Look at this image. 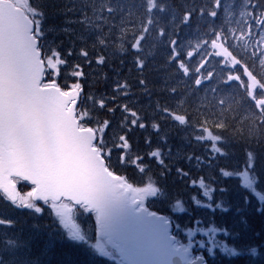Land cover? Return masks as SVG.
Segmentation results:
<instances>
[{
  "label": "snow or ice",
  "instance_id": "6c2138e0",
  "mask_svg": "<svg viewBox=\"0 0 264 264\" xmlns=\"http://www.w3.org/2000/svg\"><path fill=\"white\" fill-rule=\"evenodd\" d=\"M142 5L140 18L133 22L132 28H127L128 18L133 15V9L137 8L135 4L121 3L120 0H116V3L112 0H99L98 4L92 0L88 4L86 0L91 15L82 12V19L77 22L94 33L93 51L99 48L107 53L95 60L97 65H104L116 53L131 50L136 53L133 57L136 71L143 74L145 49L150 43L154 49V42L165 40L168 51L166 63L175 64L187 78L190 72L182 59L185 53L179 41L180 28L189 23L194 15L203 17L207 14L215 21L221 8L225 22L230 23L235 14L232 0H212L210 8H185L180 12L179 20L172 15L168 26H161L156 13L167 11L169 6L160 0H143ZM29 13L33 18H30ZM41 15L28 5V0H0V190L17 199L14 189L16 180L20 178L35 185L28 193L29 198L43 197L57 202L67 198L97 208H102L114 187L132 191L137 200L143 199L146 194H155L158 188L154 183L134 188L124 177L114 175L109 170L112 153L131 150L130 135L136 129L142 132L150 130L144 138L146 146L153 145V134H160L161 143H167V136L161 134L162 123L170 118L185 124L189 118L176 114L159 101L155 103L154 109L159 114L158 120L138 115L128 104H117L118 97L126 99L130 95L127 81L121 82L117 78L111 96L102 95L98 101L90 97L92 104L105 110L111 119L99 122L98 127H86V123L93 122V117L87 111H76L81 84L76 83L72 85V91H65L57 83L60 66H66L67 62L60 58L59 51H53L42 42L44 33L40 26L41 20L35 18ZM239 16L241 27L238 30H226L223 25L216 30L211 23L208 24L210 35L216 37L211 40V46L223 48V53H215L217 57L226 56L232 66L242 67L244 74L251 80L248 87L249 98L256 106L254 114L264 117V99H256L251 91L257 85L264 89V83L257 80L251 65L243 62V58L247 57L251 64L258 61L260 67L264 68V3L261 0H246ZM117 17L120 19L114 23ZM217 40L224 43L218 44ZM225 43L228 47L224 46ZM207 44L208 41H204L202 46L206 47ZM229 48L241 53V59H237ZM73 54L74 50L70 48L67 55ZM147 54H151V51ZM79 55L88 61L87 50L81 49ZM186 55L191 58L193 52L189 51ZM91 64L92 61H89L88 66L91 67ZM123 64L124 61L120 60V68ZM120 68L113 69L117 77ZM202 68L203 65L196 69L197 74ZM46 72L49 74L47 82ZM71 75L84 76L80 65H76ZM212 77L213 72L209 71L203 78H196L194 87L199 88ZM233 80L240 81V76H229L227 82ZM138 84L143 94H150L144 79H139ZM161 90L170 95L178 91L177 87ZM109 104L114 107H109ZM117 112L122 114L118 127L124 134L118 136L119 143L114 141L109 148L104 136L116 120ZM258 123L264 125V119ZM218 129H223V125ZM198 131L213 134L208 128L202 127ZM150 148V151L131 161L132 166H139L138 171L141 173L145 171L143 164L146 158L161 165L164 163V149L159 146ZM118 160L123 165L130 158L125 154L118 157Z\"/></svg>",
  "mask_w": 264,
  "mask_h": 264
},
{
  "label": "trees",
  "instance_id": "16d2710c",
  "mask_svg": "<svg viewBox=\"0 0 264 264\" xmlns=\"http://www.w3.org/2000/svg\"><path fill=\"white\" fill-rule=\"evenodd\" d=\"M70 1H73V3L76 1L78 4L75 5L76 9L79 7L82 12L91 15L90 10L86 7V0ZM114 1L116 0H112V2ZM120 1L131 4V0ZM29 2L32 5L35 4L37 11L42 14L35 18L40 19L45 27H51V24H48V18L52 10L67 6L64 5L65 0H29ZM160 2L169 6L167 11L156 13L157 18L161 20H165L164 17L170 10L174 11L179 17L180 12L185 8L195 7L199 9L210 6L209 3H204L201 0H160ZM261 2L264 3V0H261ZM87 3H92V0H87ZM139 7L142 8L143 5ZM66 9H68V6ZM140 13H142V10L139 11ZM205 15L203 17L194 15L193 19L184 24L183 27L187 32L199 29L207 33L210 32L207 21L215 27L214 21L205 18ZM75 17L81 20L82 13L77 14ZM63 18L64 15L58 17L59 20ZM54 21H56V18ZM72 28L66 37L60 39L63 43L60 46V52L62 53L60 56L69 65L67 70L73 72L76 70V65H80V70L84 72V76L77 80L67 81V83L59 81L58 84L63 89L76 83L81 84L83 92L78 105V112L81 108L83 109L85 103H88L93 94L97 96L112 95L109 78L116 75L113 69L120 68V60H123L124 64L120 68V72L124 74L122 82L127 81L130 85V95L127 98L132 99L128 103L132 111H136L140 116L147 115L149 120H158L159 114H156L154 109L155 103L159 101L162 106L168 107L176 114L186 115L189 118V122L185 124H180L170 118L162 123L161 134L167 136V143H161L160 134H153V145L146 146L144 138L150 130L142 132L136 129L130 135L132 149L126 150L130 158L144 155L151 150L150 147L159 146L164 149L162 153L164 163L162 165L146 158L143 164L145 168L143 173L134 172L133 168L130 167L132 166L131 163H127L123 169L111 164L109 169L124 177L126 182L133 186H140L147 175L146 170L162 176V185L155 184L158 190L155 192L156 196L153 200L159 201L164 194L163 189L168 188L175 194V198H181L178 201L185 206L189 217L193 220V225L195 221H200L198 224L204 223L206 227L217 223V226H223L225 230L228 229L230 234L233 233V229L237 233H239L238 230L248 229L246 231L250 232L251 236L259 234L262 238L264 235V125H260L258 122L264 117L254 114L256 106L249 98V93L243 88L238 93L236 87L228 91L227 84H224L225 79L213 84L211 80L202 84L199 88H195L194 80L204 77L200 74L193 76L190 73L187 78H184L182 84H177L178 82L172 79L174 77L172 71L175 73L181 70H178L176 65L165 64L168 57L167 48H165L167 45H164L161 40L154 42V49L151 43L145 49L146 62L143 74L136 71L135 60L133 59L136 53L131 50L122 54L116 53L104 65H97L95 60L100 55H107V53L99 48L93 51L94 33L89 32L83 24L77 21L73 22ZM82 35H86L83 40L80 38ZM70 48L74 50L72 56L67 55ZM81 49L89 52L88 61L79 55ZM160 50L164 56L159 53ZM149 51H151V54H147ZM245 58L247 59V57ZM89 61H92L91 67L88 66ZM247 63L254 66L253 72L257 79L264 83L259 75V68L255 64H251L249 60H247ZM90 68H94V72L86 76L85 72ZM139 79L146 81L150 90L149 95L143 94L138 84ZM45 81H47V72L45 73ZM171 87H177L178 91L175 95H170L167 91L161 90ZM213 88L215 89L214 92L212 91ZM221 103H223L222 107L220 106ZM108 106L114 107L112 104ZM87 108L89 113L92 114V106H87ZM94 108V117L97 122L111 119V116L105 110L95 106ZM115 115L116 120L113 121L111 129L108 130L107 137L109 142L115 141L117 143L119 142L118 136L124 133L118 127L122 114L117 112ZM221 125H223V129H218ZM202 127L208 128L213 134L208 135L199 132L198 129ZM245 171L256 178V182L245 186L242 179V173ZM28 187L30 186L28 185ZM254 195H259L257 196L259 206H254L250 202ZM194 196L201 202L206 201L210 207H213L214 221L206 211V207H204L205 210H201L205 211V214L200 220L201 216H197L199 208L194 207L192 202ZM142 203L150 211L163 213L171 220L174 219V217L168 215V210L166 211L163 207L160 208L156 204H151L148 200H144ZM171 203L172 200L169 205ZM232 212L233 217L235 214L237 216L234 217V225L229 220ZM216 214L221 215V217L219 219L215 218ZM224 241H226V244H230L229 238L224 239ZM254 241L256 244L259 240L257 238L256 240L255 238L250 240L251 243ZM40 244L38 242L37 245L35 240L30 242L33 250L30 257L38 258V264H120L118 260L111 262L106 258H101L90 250L83 249V245H75V242L72 243L66 240L60 242L57 240L49 248H42ZM42 250H46V252L41 255ZM258 254L261 253L258 251ZM216 264L220 263L216 262Z\"/></svg>",
  "mask_w": 264,
  "mask_h": 264
},
{
  "label": "rangeland",
  "instance_id": "374dc122",
  "mask_svg": "<svg viewBox=\"0 0 264 264\" xmlns=\"http://www.w3.org/2000/svg\"><path fill=\"white\" fill-rule=\"evenodd\" d=\"M201 1H203L204 3H209L210 6L208 8L211 7L212 0ZM232 2L234 3L233 11L235 14L231 18V22H225L223 8H221L220 13H218L216 20L214 21L215 27H213L216 30H219L222 25L226 30H238L241 27V24L238 23V21H240L239 13L243 11V4L246 2V0H232ZM96 3L98 4L99 0H96ZM113 3H116V1H114ZM142 3L143 0H131V4H135L137 8L133 9V15L128 18V22L126 24L127 28H132L133 22L138 21V19L140 18L141 13L139 14V11H141L142 8H140L139 6H141ZM76 4V1L75 3H73V1L65 0L64 5H67L68 9H66V6L61 7L60 9L52 10V13L48 18V24H51V27H45V24L41 21L40 26L41 30L44 33L43 42H45L48 47L53 49V51H59L60 55H62V53L60 52V46L61 44H63L60 41L61 37H66L67 34L71 32V30L73 29V22L79 21V18L75 16L79 13H82L81 8L77 7L76 9ZM28 5L31 8L37 10L36 5L33 4V6L29 2V0ZM62 15H64V18L59 20L58 17H61ZM172 15H175L177 20H179L177 14L174 11L170 10L169 12H167L166 17H164L165 20L159 19L160 25L168 26V22L171 19ZM29 16L33 18L31 13H29ZM55 18L56 21H54ZM205 18H209L207 14L205 15ZM119 19L120 18L117 17V19L113 22L117 23ZM208 24L210 23L207 21V25ZM168 30L171 31V27H169ZM180 30L183 31H179V41L185 53V55L182 56V59L185 61L186 66L189 68V72L193 74V76H198L196 69L201 68V65H203V68L201 69V72L199 74L200 76H206L207 72L212 71V84L225 79L224 84H227L228 91L231 88L236 87L238 88V90H236L238 93L242 91V88L249 93L248 86L251 83V80L244 74L242 67L239 65L232 66L231 61H229L226 56L217 57L215 55L217 51L223 53V48H213L211 46V40L215 39L216 37L211 36L210 32L207 33L206 31H202L200 29L187 32L182 26ZM81 37H86V35H82ZM161 41L164 45H167L165 40ZM204 41H208L206 47L202 46L204 44ZM217 43L220 44L224 42L217 40ZM224 46L228 47V44L225 43ZM189 51L193 52L191 58H188L186 55V53ZM229 51H232L233 55L237 56V59H241V53L234 50L233 48H229ZM159 53L163 55L161 50L159 51ZM247 60L248 58H243V62H247ZM255 65L259 68V75L261 76V78L264 77V68L260 67L258 61L255 63ZM68 66L69 65L67 63L66 66H60V75L59 77H56L57 83L59 81L62 83H67V81L77 80L81 78L73 77L71 75L72 71L67 70ZM251 68L252 70L255 69L254 66H251ZM93 72L94 68H90L87 72H85V75L88 76ZM180 72L181 71H176L175 73H173L172 71V75L174 76L172 77V79L175 80V82H178L177 84H182L185 78L183 73ZM48 76L49 74L47 73V79ZM53 76H55L54 73ZM68 76H70V78H68ZM229 76H240V81L233 80L231 82H227ZM123 77L124 74H122L121 72L119 74V77L113 75V77L109 78L111 86H114L115 79L117 78L122 82ZM69 88L62 89L66 91ZM251 91L253 95H255L256 99H264V89H261L258 85L252 88ZM92 97H94L97 101L101 98V96H97L95 94H93ZM131 101L132 99L129 98L122 99L118 97L117 104L124 105L128 104ZM87 106H92L93 113L89 114L93 117L92 124L96 125L94 126L92 124H86L85 126L96 127L97 125H99V122H97L96 118L94 117L95 108L90 99L88 100V103H85L83 109H80V112L82 110L89 112ZM104 140L108 143L109 148H111L113 141L109 142L107 135L104 136ZM125 154L129 157L126 150L125 153L113 152L110 163L113 165H117L120 169L125 168L127 163H131L132 160H135V158L129 157V162L123 165L120 164L118 157ZM130 167L133 168L134 172H140L138 171L139 166ZM151 172L146 170L147 175L145 176L140 186H133L132 184L131 185L134 188H143L148 183L162 185V176H159L157 173ZM113 173L117 176H120L118 173ZM242 179L245 186H248L249 183L253 184V182H256V178H253L248 171L242 173ZM16 181L19 190V205L15 203L11 204L4 197L0 196V264H38V258L30 257L31 252H33L30 242L33 240L36 241L37 245L38 242H40V246L42 248H49L50 246L54 245L57 240H59L60 242H64L65 240L72 243L75 242V245H83V249H86L88 251L90 250L93 254H96L101 258H106L111 262L117 260L116 257L109 251V248L105 244L104 240L98 237L96 215L93 212L88 211L87 208L83 205L74 206L69 201H60L58 203H31L28 193L31 192L32 188L28 187L26 183L22 182L21 184V180ZM190 186L192 185L190 184ZM22 188L23 191L21 192ZM164 189V194L162 195L161 199H159V201L153 200V198L156 196V193L146 194L144 195L143 199L138 201L139 205L143 207L145 205L142 203V201L148 200L149 203L156 204L160 208L163 207L166 211L168 210V215L174 217L173 224L176 227V245L190 248L193 254H191L192 256H196L198 254H208L211 251L213 257L215 258L214 262H219L220 264H264V235L262 238L259 234H253L251 236L249 234L250 232L246 231L248 229L238 230L239 233H237V231L233 229L236 232L233 231V233L230 234L228 229H226V231L223 226H217V223L211 224L206 227L204 223L198 224L200 221H195L193 225V220L189 217V213L186 211L185 206L178 201L180 197L175 198V194L171 190H169L168 188ZM129 192L131 199H135L134 193L130 190ZM257 196L259 195H254L253 199L250 200V202L254 204V206H259ZM171 200L172 203L171 205H169V202ZM192 202L194 207L196 206L197 208H199L197 216H201L200 220H202V216L205 214V211L201 210H205L204 207H206V211L212 216V219L214 221L212 214L214 209L212 206L210 207L209 203H206V201L201 202L195 196L192 198ZM24 203L28 205L26 209L21 208ZM147 209L149 210V208ZM220 217L221 215L219 216V214L215 215V218L217 219H219ZM234 217H237L236 214L234 215ZM234 217L232 212V214L229 216V220L231 223L233 222V225L235 224ZM229 226L231 227V224ZM250 231H252V229H250ZM221 236H223V239L219 238ZM179 238H181L182 244L177 243V241H180ZM226 238H229L230 244H226V241H224V239ZM254 238L255 240L256 238L259 240L256 244L255 241L252 243L250 242V240ZM256 250L261 254H254L253 252ZM45 252L46 250H42L40 253L42 255Z\"/></svg>",
  "mask_w": 264,
  "mask_h": 264
},
{
  "label": "water",
  "instance_id": "95a60500",
  "mask_svg": "<svg viewBox=\"0 0 264 264\" xmlns=\"http://www.w3.org/2000/svg\"><path fill=\"white\" fill-rule=\"evenodd\" d=\"M72 90L69 88L66 91ZM80 96L77 97L78 103ZM20 180L32 189L35 187L31 181ZM0 192L10 202L18 200L17 184L14 189L17 199H13L3 190ZM30 200L58 203L43 197H33ZM62 200L73 205H83L88 211L96 214L98 237L104 240L110 252L115 254L122 264H205L202 257L189 259L190 249L174 244L170 221L165 220L162 214L149 212L139 205L137 199H131L129 190L114 187L107 195L102 208L67 198Z\"/></svg>",
  "mask_w": 264,
  "mask_h": 264
},
{
  "label": "flooded vegetation",
  "instance_id": "af4514ba",
  "mask_svg": "<svg viewBox=\"0 0 264 264\" xmlns=\"http://www.w3.org/2000/svg\"><path fill=\"white\" fill-rule=\"evenodd\" d=\"M18 191H19V190H18ZM0 196H2V197L5 198V196H4L1 192H0ZM5 199L7 200V198H5ZM7 201H8V200H7ZM10 203H11V202H10ZM11 204H14V203H11ZM15 204H18V205H19V199H18L17 202H15ZM174 236H175V232H174ZM219 238H220V239H223V236H221V237H219ZM254 254H258V251L254 252ZM197 256H201V257H203V259H204V261H205L206 264H216V262H214L215 258L213 257L211 251H210L208 254H198V255H196V256H192V255H191V258H190V259H192V257L194 258V257H197Z\"/></svg>",
  "mask_w": 264,
  "mask_h": 264
}]
</instances>
